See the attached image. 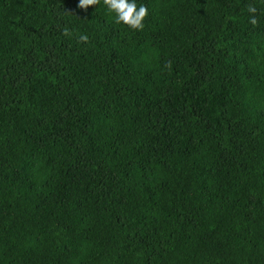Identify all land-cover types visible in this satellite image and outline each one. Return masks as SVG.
I'll list each match as a JSON object with an SVG mask.
<instances>
[{"label":"trees","instance_id":"trees-1","mask_svg":"<svg viewBox=\"0 0 264 264\" xmlns=\"http://www.w3.org/2000/svg\"><path fill=\"white\" fill-rule=\"evenodd\" d=\"M137 2L0 0V264H264V0Z\"/></svg>","mask_w":264,"mask_h":264},{"label":"clouds","instance_id":"clouds-1","mask_svg":"<svg viewBox=\"0 0 264 264\" xmlns=\"http://www.w3.org/2000/svg\"><path fill=\"white\" fill-rule=\"evenodd\" d=\"M98 2L99 0H79L78 6L87 11L90 6L97 5ZM103 4L109 13L114 14L115 23L127 25L132 30H143L144 21L150 14L149 8L143 3L138 5L137 0H103ZM248 12L253 14L251 23L256 24L257 8L250 5ZM65 34L69 35L67 30ZM79 39L81 42H86L88 36L81 35Z\"/></svg>","mask_w":264,"mask_h":264}]
</instances>
